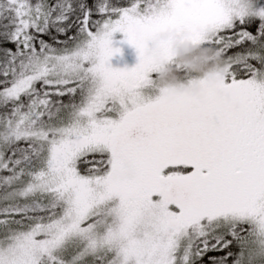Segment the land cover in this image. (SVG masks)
Here are the masks:
<instances>
[{"label":"snow or ice","instance_id":"obj_1","mask_svg":"<svg viewBox=\"0 0 264 264\" xmlns=\"http://www.w3.org/2000/svg\"><path fill=\"white\" fill-rule=\"evenodd\" d=\"M0 264H264V0H0Z\"/></svg>","mask_w":264,"mask_h":264},{"label":"clouds","instance_id":"obj_2","mask_svg":"<svg viewBox=\"0 0 264 264\" xmlns=\"http://www.w3.org/2000/svg\"><path fill=\"white\" fill-rule=\"evenodd\" d=\"M169 40L173 41L174 63L191 72L207 74L214 71L215 62L221 59L213 50L188 42L186 36L179 32L164 31L156 37V42ZM158 79L165 88L188 90L191 87L170 62H165L160 67Z\"/></svg>","mask_w":264,"mask_h":264},{"label":"rangeland","instance_id":"obj_3","mask_svg":"<svg viewBox=\"0 0 264 264\" xmlns=\"http://www.w3.org/2000/svg\"><path fill=\"white\" fill-rule=\"evenodd\" d=\"M113 47L121 49L111 59V65L114 68H134L139 63V56L134 46L127 43L123 33H115L113 37ZM152 94L151 98L155 99V95Z\"/></svg>","mask_w":264,"mask_h":264},{"label":"trees","instance_id":"obj_4","mask_svg":"<svg viewBox=\"0 0 264 264\" xmlns=\"http://www.w3.org/2000/svg\"><path fill=\"white\" fill-rule=\"evenodd\" d=\"M122 2H125V3H126V2H127V0H122Z\"/></svg>","mask_w":264,"mask_h":264}]
</instances>
